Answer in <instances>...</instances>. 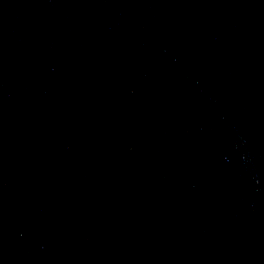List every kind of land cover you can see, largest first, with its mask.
I'll use <instances>...</instances> for the list:
<instances>
[{
    "label": "water",
    "instance_id": "water-1",
    "mask_svg": "<svg viewBox=\"0 0 264 264\" xmlns=\"http://www.w3.org/2000/svg\"><path fill=\"white\" fill-rule=\"evenodd\" d=\"M0 264H264V0H0Z\"/></svg>",
    "mask_w": 264,
    "mask_h": 264
}]
</instances>
